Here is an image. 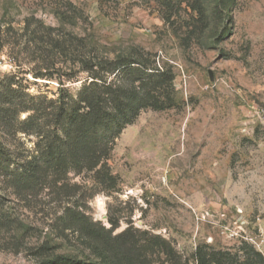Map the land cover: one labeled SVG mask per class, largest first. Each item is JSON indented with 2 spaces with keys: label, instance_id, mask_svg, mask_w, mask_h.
Segmentation results:
<instances>
[{
  "label": "rangeland",
  "instance_id": "obj_1",
  "mask_svg": "<svg viewBox=\"0 0 264 264\" xmlns=\"http://www.w3.org/2000/svg\"><path fill=\"white\" fill-rule=\"evenodd\" d=\"M170 1L0 0V86L15 75L53 97L64 80L76 97L88 79L79 56H139L174 77L170 106L143 109L116 139V191L97 193L88 173H70L78 193L64 199L20 197L0 181V264H42L43 246L85 258L76 235L59 236L67 205L116 232L160 234L186 264L200 246L241 255L247 242L264 254V0H201L203 15L194 0ZM69 33L82 39L72 57L44 42ZM0 138L16 155L34 147L32 135Z\"/></svg>",
  "mask_w": 264,
  "mask_h": 264
},
{
  "label": "trees",
  "instance_id": "obj_2",
  "mask_svg": "<svg viewBox=\"0 0 264 264\" xmlns=\"http://www.w3.org/2000/svg\"><path fill=\"white\" fill-rule=\"evenodd\" d=\"M162 2L171 9L170 0ZM190 4L203 15L201 0ZM166 14V20H171L172 12ZM44 42L72 57L82 39L72 33L63 39L49 34ZM78 60L88 79L76 97L64 80L53 97L32 95L15 75L0 86V133L35 138L34 147L18 155L0 138V181L17 196L48 189L58 199L74 197L78 192L70 188V173L91 174V189L97 193L116 191L121 178L109 164L116 139L143 109L170 106L163 90L174 77L154 60L139 56H79ZM59 219V236H67L70 230L87 255L48 253L49 247L43 246L40 254L46 259L42 264H186L170 240L150 230L128 226L116 232L118 222L110 220L111 226H106L79 205H67ZM240 251L241 255L200 246L196 255L198 264H264V254L253 245L243 242Z\"/></svg>",
  "mask_w": 264,
  "mask_h": 264
}]
</instances>
